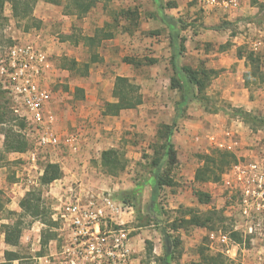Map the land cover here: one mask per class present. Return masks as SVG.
<instances>
[{
	"label": "rangeland",
	"instance_id": "obj_1",
	"mask_svg": "<svg viewBox=\"0 0 264 264\" xmlns=\"http://www.w3.org/2000/svg\"><path fill=\"white\" fill-rule=\"evenodd\" d=\"M164 1L166 4L175 3L174 0ZM60 2V5L47 6L46 0H39L35 10H46L48 15L44 21L36 16L42 21V25L40 28H31L28 32L25 31L26 22L17 23L12 17L10 4H7L4 17L8 21L0 23V51L4 52L25 34H42L55 65L48 84L55 95L53 108L58 115L57 124H66L65 128L57 127L58 133L61 136L80 134V144L83 139L91 137L94 144L88 153L84 148L75 151L65 145L56 149H37L32 127L16 117L10 108L8 96L0 92V118L4 117V124L0 123V168H7V176L4 179L9 183L19 182L21 177H31L30 179L37 181V186L34 185L32 189L41 193L42 204L56 223H45L39 242L38 231L34 232L37 236L31 234L34 223L32 217L23 216L22 212L14 210L16 205L8 200V189H4L6 195L3 192L1 197L7 210L0 212V220L9 223L21 221L24 227V239H21L20 247H7L18 251L23 257L20 262L15 261L14 264H63L60 255L63 239L61 226L52 218L54 207L58 203V191L50 185H42L40 174L44 172L47 164L54 163L62 168L63 178L71 177L77 170L81 171L85 158L88 165L83 171L87 174L88 188L104 190L109 186L116 199L128 201L133 206L134 213L127 219L126 228L130 238L137 233H143L139 246L143 254L142 264H158L156 257L164 253L163 233H170L179 241L175 252L176 259L172 264L203 263L200 256L202 251L210 256L221 254L231 264H240L224 254L222 248L213 243L209 234L212 231H223L232 235L234 232L237 221L234 216L237 214L231 216L232 214L227 212L233 202L228 199L226 192L230 190L224 187V179L226 174L234 173L235 166L240 162L264 161V131L248 125L240 117L230 116L227 111H220L217 114L224 115L225 123L234 129L237 138L234 135L226 136V139L222 140L226 146L217 148L210 143L209 134L222 120L209 119L207 116L211 113L204 110L202 103L192 102L186 111L187 116L178 120L177 131L172 137L175 160L172 163L168 161L162 173L166 184L161 188L157 200L159 209L154 212L149 208L152 195L150 185L145 186L141 195L136 198L126 195L127 191L133 190L136 185L150 177V164L158 155L154 148L163 143V140L158 139V130L163 125L172 124L175 118V103L179 100L180 93L171 89L173 70L170 30L157 17L153 0H101L97 7L82 17L69 12L70 9L66 7L67 0ZM199 2L201 0H189V6L183 9L179 16L175 10L165 7V13L174 15L181 21L178 25L179 44L184 47L181 64L204 72L203 75L210 79L206 94L209 95L213 106L227 109L233 104L224 100L223 92L219 88H211L220 73L213 64L219 61L228 65L234 60L245 59L243 62L248 65L249 71L258 69V75L253 77L254 79L250 78L249 88L254 101L256 98L260 99L254 112L264 114V44L259 51L252 50L250 42L259 39L258 33H251L247 26V19L259 14L264 0H251L258 8L254 16L239 17L232 22L225 19L220 22L209 20V16L205 14L206 9L202 8ZM227 10L233 9L228 7ZM263 24L264 22L256 25ZM245 30L247 33L243 36ZM106 34H111L112 38L105 39ZM94 36L98 40L92 46L82 40L83 37ZM241 51L243 58H240ZM250 52L258 58L256 63H248L245 58ZM216 53L218 55H215ZM94 55L99 61L91 63ZM62 57L76 59L81 65L90 62L89 74L63 69L60 63ZM117 76H126L133 83L140 85L143 104L137 109L122 111L116 116L115 123L112 118L101 113L107 102L115 101L112 91ZM87 113L90 114L86 116ZM20 124L24 126L21 127ZM105 124L113 125L116 132L109 135L101 147L95 142L96 136H91L90 133L84 135L82 132L84 126L92 133L97 128L102 131ZM12 128L29 143L24 156L5 149L4 134ZM102 136L103 133L99 138ZM231 145L232 148H229ZM109 148L119 150L126 161L125 170L117 176L107 174L101 165V153ZM216 150L234 153L238 162L223 173L219 182H197L195 173L203 164L202 156L212 154ZM29 152L37 153L35 163L30 160ZM66 180L67 187L77 188L80 185L81 188V182L78 183L75 178ZM214 213L217 214L213 215ZM194 214L213 216L215 220L211 223L214 228L184 223ZM1 232L0 228V235ZM50 234L55 235L54 242L43 244L44 237H49ZM27 236L29 237L26 238ZM151 246L152 253L149 252ZM251 247L249 241L245 242L241 237V248Z\"/></svg>",
	"mask_w": 264,
	"mask_h": 264
},
{
	"label": "built area",
	"instance_id": "obj_2",
	"mask_svg": "<svg viewBox=\"0 0 264 264\" xmlns=\"http://www.w3.org/2000/svg\"><path fill=\"white\" fill-rule=\"evenodd\" d=\"M236 1L203 3L216 8ZM263 44L262 38L250 42L253 51H259ZM48 47L42 34L28 33L0 51V90L8 96L16 117L32 127L37 149L65 145L76 151L80 134L61 136L57 130L58 116L52 106L54 93L48 84L55 65ZM209 141L217 148L226 146L218 136L209 135ZM29 156L33 163L37 161V153L29 152ZM224 187L230 190L226 193L233 202L227 212L231 216L237 214L234 232L252 247L242 249L241 241L223 231H212L210 239L233 261L264 264V161L240 162L233 174H226ZM57 198L52 218L61 226L63 264H133L126 228L127 219L134 213L130 202L116 199L109 189L95 190L82 185L80 189L71 186Z\"/></svg>",
	"mask_w": 264,
	"mask_h": 264
},
{
	"label": "trees",
	"instance_id": "obj_3",
	"mask_svg": "<svg viewBox=\"0 0 264 264\" xmlns=\"http://www.w3.org/2000/svg\"><path fill=\"white\" fill-rule=\"evenodd\" d=\"M39 0H0V23L8 21L4 17V9L7 4L11 6L12 17L17 23L26 22L25 31L28 32L31 28H40L42 21L39 20L35 15V8ZM157 10V17L161 22L166 25L170 30V39L172 46V58L171 66L173 70V76L171 77V89L178 90L180 93L179 100L175 103V118L172 124L163 125L158 130V139L163 143L156 145L154 148L155 153L158 154L152 160L150 164V177L141 184L127 191L126 195H131L133 198L141 195L145 186L150 185L152 187V195L149 208L156 212L159 209L157 204L158 197L160 195L161 188L166 184L163 181L162 173L164 167L168 161L171 163L175 160L174 144L172 137L177 131L178 120L185 118L188 106L192 102L202 103L204 110L211 114H217L220 111L228 113L232 117H240L248 125H252L255 128L264 131V114H258L254 111H248L242 107H234L230 105L227 109L216 108L213 106L212 101L206 91L210 85V79L205 77L204 72L194 70L187 65H182L180 62L181 56L184 51V47L179 44L180 30L178 25L181 21L174 16H170L165 13V7L173 6L172 3L165 4L163 0H153ZM48 3L60 5V0H46ZM101 0H67V5L72 15L82 17L92 11ZM175 4V3H174ZM256 14L255 17H250L248 22L254 24H260L264 22V5ZM103 38V37H102ZM105 39L112 38L111 34L104 35ZM85 44L92 46L97 43L98 38L94 37H83L82 39ZM241 51L240 58H243ZM248 63H256L258 58L253 52H250L245 56ZM99 61L96 55L92 56L91 63ZM61 67L69 70L70 72L80 71L84 75L89 74L90 62L80 64L76 59L69 57H62L60 59ZM258 69H251L249 72L244 74L246 87L250 86V78L254 79L258 74ZM202 75L203 77H200ZM1 93H3L0 90ZM112 97L115 99L114 102H107L104 105L103 115L104 116H117L122 111L137 109L143 104V95L141 93L140 85L133 83L126 76H117L114 82ZM1 104V101H0ZM2 106L0 105V109ZM5 115V113H3ZM0 123L4 124V117L0 118ZM23 127V124H20ZM4 146L8 152L24 153L29 148V143L25 137L19 133L14 132L13 128L8 132H5ZM203 164L196 170L195 180L197 182H219L222 179V175L227 169L238 162L237 156L232 152L216 150L212 154L203 155ZM101 165L107 174L111 176H117L119 173L125 170L126 161L123 155L116 148H109L101 153ZM64 173L59 164L49 163L46 165L43 175L41 176V184L49 185L52 182L63 178ZM1 193V191H0ZM22 209L23 216H30L32 218L40 219L43 223L48 225L56 224L50 218V214L42 204L41 193L36 190L29 191L25 197L19 203ZM6 204L0 198V212L6 211ZM12 213L11 211H9ZM214 213L213 215H216ZM215 218L213 216H199L197 214L192 215L190 220L184 221L189 225L198 226L202 228L213 229ZM211 224V225H210ZM2 233L5 235V243L10 248H18L21 245V238L23 235L24 227L21 221H14L13 223L3 224L1 226ZM164 235V253L160 257H156L158 264H172L176 259L175 252L179 247V241L174 238L170 233H163ZM47 236V235H46ZM44 237L43 244L49 243L54 238L53 235ZM232 236L241 241L239 233L233 232ZM150 253L153 252L152 246L149 249ZM200 256L203 258V263L198 264H231L227 259L221 255L210 256L204 251L201 252ZM20 253L15 250L7 249L4 252V262L1 264H14L15 261H21Z\"/></svg>",
	"mask_w": 264,
	"mask_h": 264
},
{
	"label": "crops",
	"instance_id": "obj_4",
	"mask_svg": "<svg viewBox=\"0 0 264 264\" xmlns=\"http://www.w3.org/2000/svg\"><path fill=\"white\" fill-rule=\"evenodd\" d=\"M174 2H175V4L172 3L173 6H171L170 9L175 10L177 16H179L182 13L183 9H185L186 7L189 6V0H174ZM49 5L51 6L53 4L47 3V6H49ZM199 5L202 6V8L206 9L205 14L207 16H209V20H216V22H220L221 19H225V20L232 22L235 19L237 20L239 17L254 16L258 12V8L251 3V0H237L235 2V4L228 6L229 8H232L233 10H227L228 7L212 8V7L204 4L202 0H201V2H199ZM44 8L47 9L48 7H44ZM47 15H48V13L46 12V10H42L39 8H37L35 10V16H37L39 19H41L43 21L46 19ZM171 16H174V15H171ZM247 26H248L251 33L257 32L258 38L264 39V24L263 25H256L254 23L247 22ZM246 33L247 32L245 30L243 36L246 35ZM225 34H227V33L225 32ZM215 55H218V54L216 53ZM243 60H245V59H243ZM243 60L239 61L237 59V61L234 60V61H232V63H228V65H224V64L220 63L219 61L214 63L213 64L214 68L216 70H220V73L218 74V76L215 79L214 83L212 84L211 88L212 89L219 88L223 92L224 100L232 103L233 106L242 107L248 111H255L256 107L258 106L257 102L258 101L260 102V99L256 98V100L254 101V98H252V93L250 91V88L246 87L244 74L249 72V67L245 63V61L243 62ZM237 62H239V63H237ZM54 104H55V95H54V99L52 102V106H54ZM103 110H104V107H103ZM90 113H92V112H90ZM90 113H87L86 116H88V114H90ZM101 114L103 115V111ZM105 117L112 118V120L116 123V116H105ZM207 117L211 120H216V121L222 120L217 124V128H215L213 130V132L209 135L216 136V137L218 136L220 140L226 139L225 138L226 136H232V135L235 136L236 135L234 129L232 127L230 128V126L225 123L226 120L223 118L224 115H222V114H215V115L209 114ZM62 126H64V128H65L66 124L65 125L64 124H61V125L57 124V127H59V128H62ZM112 130H114V131H112ZM82 132L84 135L90 133L91 136H96L95 142H96L98 147H101L105 143V139L108 138L109 135H114L116 131H115L113 125L110 126V125L105 124L103 126L102 131L97 128L92 133L91 130H88L84 126L82 129ZM95 132H98V134L96 135ZM102 133L104 136L99 138L100 134H102ZM235 138H237V137L235 136ZM210 143L216 147L215 144H213L212 142H210ZM93 144H94L93 138L87 137V138L83 139L81 144L79 143L78 149L84 148L86 153H88V151L91 149V146ZM183 145H184V147L186 146L185 144H183ZM24 153H16V154H18L20 156H22V155L24 156L25 155ZM87 162L88 161L85 158V160L83 162L85 164L83 165L81 171L84 170V167H87V165H88ZM26 170L30 171L29 168L28 169L26 168ZM6 171H7L6 167L0 168V191H1L0 198L2 199L1 196H2V193L4 192L3 190L8 189L7 198H8V200H10V202L12 204L14 203L16 205V208L14 210H17L18 212H22V209L20 208V205H19L20 201L25 197V195L29 191L33 190L32 188L34 187V185L37 186L38 183H37V181H34V179L33 180L30 179L31 177H28V178H23V177L20 178L19 177L20 178L19 182L15 181V182L9 183V182H7L6 179H4L5 176H7ZM81 171L77 170V172L74 173L73 176L61 178L59 180L52 182L49 185L51 187H55V189L58 191L57 196L66 192L71 187V186L67 187V184H68L67 180H66L67 178L73 177V178H75V180H77L78 183L81 182L82 186L88 188L87 174H85L84 171L83 172H81ZM40 175L42 176L43 172ZM18 176H20V175L18 174ZM75 189H80V185ZM106 189H109L112 191V189H110L109 186H107ZM4 193H5L4 195H6V192H4ZM5 198H6V196H5ZM32 220L34 221V223H32L31 234H32V236H37L36 233H34V232L38 231L39 242H41V238H42L41 230H42V228H44L45 223H43L40 219H37V218H32ZM8 223L9 222H6L4 220H0V228L3 224H8ZM142 234L143 233H137L134 236H132V238H131V244H132V249H133V264H142L141 262H142V255L143 254H142V252H140V249H139L140 241L142 239ZM28 237L29 236H27L26 238H28ZM21 239H24V238H21ZM50 242H54V238L51 239L49 241V243ZM55 243H57V242H55ZM7 247H8V245L5 243V235L2 233L0 235V264L3 263L5 260L4 259V252L7 249ZM56 253H57V250H56ZM56 253H54V255H57ZM158 256H160V255H158Z\"/></svg>",
	"mask_w": 264,
	"mask_h": 264
}]
</instances>
